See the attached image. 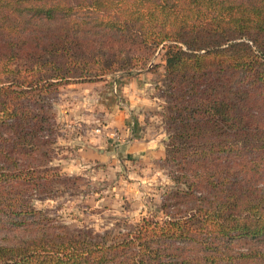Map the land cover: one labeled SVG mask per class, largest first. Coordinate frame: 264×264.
<instances>
[{
  "label": "trees",
  "instance_id": "16d2710c",
  "mask_svg": "<svg viewBox=\"0 0 264 264\" xmlns=\"http://www.w3.org/2000/svg\"><path fill=\"white\" fill-rule=\"evenodd\" d=\"M158 51L174 168L162 218L121 238L52 231L30 205L60 179L51 98ZM5 225L26 235L0 244V264H264V0H0Z\"/></svg>",
  "mask_w": 264,
  "mask_h": 264
},
{
  "label": "rangeland",
  "instance_id": "374dc122",
  "mask_svg": "<svg viewBox=\"0 0 264 264\" xmlns=\"http://www.w3.org/2000/svg\"><path fill=\"white\" fill-rule=\"evenodd\" d=\"M161 54L142 69L63 85L51 98L54 143L47 146L46 167L60 179L49 193L32 195L30 205L52 231L121 238L142 218H162L174 168L164 161L169 131ZM152 137L162 158L142 154L147 150L139 146ZM9 226L0 229V244L26 235ZM254 248L248 240L230 246L234 255Z\"/></svg>",
  "mask_w": 264,
  "mask_h": 264
},
{
  "label": "crops",
  "instance_id": "0c3cea01",
  "mask_svg": "<svg viewBox=\"0 0 264 264\" xmlns=\"http://www.w3.org/2000/svg\"><path fill=\"white\" fill-rule=\"evenodd\" d=\"M157 138L156 137H152L150 139H147L142 146H139L140 149H142V151L147 150L146 152L142 153L145 156H153V157H158V158H162L163 157V149L160 147V149H155V146L157 145ZM140 145V143H139ZM151 148H153V150L151 151Z\"/></svg>",
  "mask_w": 264,
  "mask_h": 264
}]
</instances>
